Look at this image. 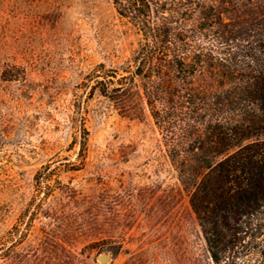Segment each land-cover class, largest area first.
<instances>
[{"label": "rangeland", "instance_id": "obj_1", "mask_svg": "<svg viewBox=\"0 0 264 264\" xmlns=\"http://www.w3.org/2000/svg\"><path fill=\"white\" fill-rule=\"evenodd\" d=\"M136 42L112 0H0V264H213L144 101L91 90Z\"/></svg>", "mask_w": 264, "mask_h": 264}, {"label": "trees", "instance_id": "obj_2", "mask_svg": "<svg viewBox=\"0 0 264 264\" xmlns=\"http://www.w3.org/2000/svg\"><path fill=\"white\" fill-rule=\"evenodd\" d=\"M136 47L91 90L135 93L213 264H264V0H112Z\"/></svg>", "mask_w": 264, "mask_h": 264}, {"label": "water", "instance_id": "obj_3", "mask_svg": "<svg viewBox=\"0 0 264 264\" xmlns=\"http://www.w3.org/2000/svg\"><path fill=\"white\" fill-rule=\"evenodd\" d=\"M98 260L101 262V263H105L109 260V256L107 254H101L98 258Z\"/></svg>", "mask_w": 264, "mask_h": 264}]
</instances>
